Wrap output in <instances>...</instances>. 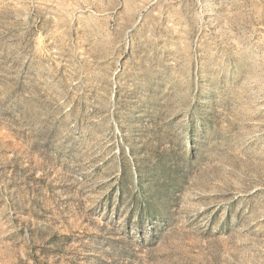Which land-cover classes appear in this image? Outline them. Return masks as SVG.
Wrapping results in <instances>:
<instances>
[{"label":"rangeland","instance_id":"1","mask_svg":"<svg viewBox=\"0 0 264 264\" xmlns=\"http://www.w3.org/2000/svg\"><path fill=\"white\" fill-rule=\"evenodd\" d=\"M0 264H264V0H0Z\"/></svg>","mask_w":264,"mask_h":264}]
</instances>
